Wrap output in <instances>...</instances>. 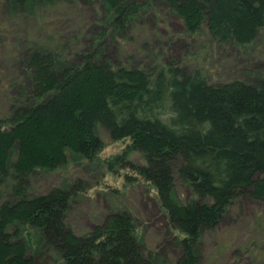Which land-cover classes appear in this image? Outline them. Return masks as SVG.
Returning a JSON list of instances; mask_svg holds the SVG:
<instances>
[{"label": "trees", "instance_id": "obj_1", "mask_svg": "<svg viewBox=\"0 0 264 264\" xmlns=\"http://www.w3.org/2000/svg\"><path fill=\"white\" fill-rule=\"evenodd\" d=\"M12 4L20 16L32 14L49 26L48 37L36 39L22 60L29 83L18 87L22 97L12 98V87L0 79L8 103L0 109V264H42L33 256L32 232L55 264H160L158 252L139 238L130 206L106 208L85 230L76 221L84 181L70 186L64 177L71 160L93 163L115 141L130 142L104 162L107 170L128 168L151 184L167 223L184 236L172 264H201L202 233L218 229L239 200L264 204V73L251 82H221L200 61L209 47L243 54L264 46V0ZM64 12L80 19L62 33L53 16L61 13L65 22ZM158 15L179 19L182 31L169 37L155 22ZM177 38L180 58L173 51ZM191 43L186 58L182 47ZM104 45L109 48L100 53ZM182 190L188 195L180 196ZM257 215L255 230L264 227V214ZM170 245L166 251L176 253ZM240 251L230 264H264V249L242 263ZM217 259L209 253V264H222Z\"/></svg>", "mask_w": 264, "mask_h": 264}, {"label": "rangeland", "instance_id": "obj_2", "mask_svg": "<svg viewBox=\"0 0 264 264\" xmlns=\"http://www.w3.org/2000/svg\"><path fill=\"white\" fill-rule=\"evenodd\" d=\"M12 3L13 0H0V79L8 85V88L9 86L12 87L10 88L11 97L13 98V94H15V97L20 99L23 94L18 87L24 85L23 87L25 88L27 84L29 85L27 81L26 84L24 81L23 72L26 70L22 66V60H27L28 54L32 52L33 42H36V39H41L42 35L44 39L48 37L49 25L46 23L41 24L37 20L32 19V14L28 12H25L30 15H28V18H25L24 15L20 16V11ZM93 9L88 8V11L93 13L95 12ZM67 13H69V17L65 22L58 19L62 15L61 13L58 16H53V20L58 24L57 29L62 33L69 32L72 28L71 24H76V21L80 19V16L77 17L73 12H66L65 14ZM158 17L154 19L155 22L160 25V29L163 32L172 34L169 37L175 38L176 34L182 31V24L179 19L170 15L169 22H166L159 15ZM104 40L110 46L108 38ZM175 40L179 44L173 50L174 56L180 58L181 55L183 56L181 51L183 41H180V38ZM99 48L100 53H102L109 47L104 45V47L99 46ZM182 48L186 52L185 56L187 58L189 51L195 49V43ZM110 50H113V46L110 47ZM205 51L207 52L200 61L206 67L207 73L212 74L216 81L223 82L228 79L239 78L251 82L264 73V67H262L264 66V46L261 44L257 46L255 44L252 49L246 50L243 54L235 49L226 50L223 47L213 49L209 47ZM141 57L146 58L147 56ZM147 59L151 58L148 57ZM57 67L60 68L61 65H57ZM26 76L29 81L31 74L28 72ZM4 94L5 90L1 91V110L8 106L7 101L4 100ZM129 142L126 139L109 144L98 154L96 161H93V163L86 161L81 164L80 162L76 163L73 159L71 160L70 170L65 173L64 177L72 182H68L70 186L77 178L82 179V182L84 181V191L80 192L81 195L78 196L75 203V206L79 208L78 210L82 212V218H78L76 221L77 223H82L81 227L85 230V228H90L94 225L97 214L103 213L106 208L114 210L125 205L130 206L136 216L139 217L137 224L139 238L146 242L149 251L158 252V259H156L158 263L172 264L175 262L176 257L181 254L176 243L180 237L183 238L184 236L181 233L174 232L175 230H172L167 223L165 214L163 215V211L159 208V199L154 187L128 168L125 170L119 169L113 173L109 172L104 165L105 161L123 152ZM135 157L134 161L138 162L137 155ZM74 159L78 160L79 158L74 157ZM71 175L75 176L73 180L67 177ZM128 177H133L135 180H129ZM186 194L188 195V192L182 190L180 196L183 197ZM233 205L225 216L224 222L218 226V229H210L202 233L200 242L196 246L201 264H209V253L218 254L220 259H217V261L222 264H230L237 248L241 249L239 252L240 263L246 260L249 262L248 258L251 257L254 251L258 254L263 252L264 227H257V230H255L252 222L258 216L257 214H264V204H258L251 200H239ZM32 235L34 237L32 236L31 238H34V240L31 248L35 259L38 262L43 261L44 264H55L53 263V260L54 262L56 261L55 259L41 253L42 236L38 232H32ZM163 238H165L164 241ZM166 239L171 242L170 244H173L176 253L166 251L171 249V245ZM252 239L255 241V245L253 244L251 247L249 245ZM226 242H228L229 246H226ZM256 246L260 247L256 248ZM223 248L226 249L223 250ZM211 262V264L217 263L216 261Z\"/></svg>", "mask_w": 264, "mask_h": 264}]
</instances>
